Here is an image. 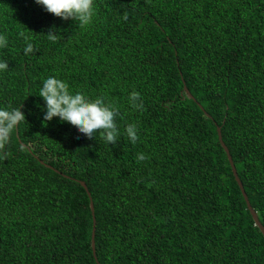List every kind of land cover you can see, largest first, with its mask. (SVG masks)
<instances>
[{"label": "trees", "instance_id": "16d2710c", "mask_svg": "<svg viewBox=\"0 0 264 264\" xmlns=\"http://www.w3.org/2000/svg\"><path fill=\"white\" fill-rule=\"evenodd\" d=\"M0 61V106L26 116L0 158V264H264L217 135L264 227V0H93L85 25L0 0ZM49 75L116 104L117 142L44 121Z\"/></svg>", "mask_w": 264, "mask_h": 264}, {"label": "clouds", "instance_id": "9594fccd", "mask_svg": "<svg viewBox=\"0 0 264 264\" xmlns=\"http://www.w3.org/2000/svg\"><path fill=\"white\" fill-rule=\"evenodd\" d=\"M35 2L48 12L61 19L71 18L85 25L93 14V0H35ZM58 33L55 26H50L45 34L48 38L55 39ZM25 53L33 51V45L28 44ZM7 63L0 61V70H5ZM39 97L43 104L41 108L44 121L57 117L61 122L73 125L79 133L88 138L95 137L97 132L102 134L104 141L109 144L117 142L119 129L116 124V116L119 108L116 104L106 101L103 97H90L79 89H71L66 80L56 75H49L42 80L39 88ZM128 104L133 109H142L143 102L136 91L129 93ZM26 120L25 113L19 107L0 106V158L7 156V147L12 133L21 122ZM125 133L130 142L138 139V128L135 123H129L125 127ZM138 160L146 159L143 153L137 154Z\"/></svg>", "mask_w": 264, "mask_h": 264}, {"label": "water", "instance_id": "95a60500", "mask_svg": "<svg viewBox=\"0 0 264 264\" xmlns=\"http://www.w3.org/2000/svg\"><path fill=\"white\" fill-rule=\"evenodd\" d=\"M183 89L186 92V94L188 95V97L192 98V96L189 93V91L187 90L186 86H183ZM217 135H218V141H219L221 147L223 148V150H224V152H225V154L227 156V160H228L229 165L231 167V171H232L233 177H234V179H235V181H236V183H237V185L239 187V190H240V192L242 194V197H243L244 202L246 204V208H247V210L249 211V213H250V215L252 217L254 225L259 229V231L261 232V234H262V236L264 238V227L260 223V221H259V219L257 217L256 211L252 208L251 204L249 203V200H248L247 195H246V193L244 191L243 185H242V183H241V181H240V179H239V177L237 175V172H236L235 166L233 164L232 158L230 156L229 150H228V148L226 147V145L224 144V142L222 140V136H221V132H220V128L219 127H217ZM80 184L87 191V188H86L84 182L80 181ZM88 195H89V193H88ZM89 206H90V210H91V214H92L91 248H92V252H93L94 258L96 260L95 248H94L95 218H94L93 203H92L91 200H90ZM97 264H99V263L97 262Z\"/></svg>", "mask_w": 264, "mask_h": 264}]
</instances>
